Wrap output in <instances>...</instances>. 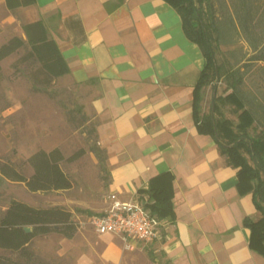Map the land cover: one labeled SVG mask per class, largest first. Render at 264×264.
Listing matches in <instances>:
<instances>
[{
    "label": "crops",
    "instance_id": "crops-1",
    "mask_svg": "<svg viewBox=\"0 0 264 264\" xmlns=\"http://www.w3.org/2000/svg\"><path fill=\"white\" fill-rule=\"evenodd\" d=\"M32 2L18 7L24 24L42 22L68 67L63 76L90 93L108 194L145 203L140 190L172 176L174 216L161 219L153 242L168 264H264L243 224L260 216L252 192L239 191L238 169L198 131L194 89L205 59L178 12L164 0Z\"/></svg>",
    "mask_w": 264,
    "mask_h": 264
},
{
    "label": "rangeland",
    "instance_id": "rangeland-1",
    "mask_svg": "<svg viewBox=\"0 0 264 264\" xmlns=\"http://www.w3.org/2000/svg\"><path fill=\"white\" fill-rule=\"evenodd\" d=\"M220 26L215 35L217 63L227 71L240 68L243 91L256 102H264V66L251 62L254 54L238 28L234 27L230 0H212ZM26 8L9 11L0 1V46L13 36L23 37ZM23 47L0 61V166H14L25 176L32 174L27 159L36 151L58 148L64 160L60 166L72 181L69 190L30 192L24 184L0 174V217L12 200L37 208L63 207L78 224L72 239L56 232L36 235L29 244L36 263L41 264H164L158 243L126 248L116 235H99L88 222L99 215L108 195L107 173L91 151L97 145L96 120L89 107L87 88L61 76L48 80L39 63L27 58ZM228 93L226 77L213 79L200 91V114H209L211 99ZM203 93V98H202ZM204 99L203 110L201 101ZM218 116L238 123L237 109L218 102ZM264 130V113L249 128L251 136ZM248 157V156H247ZM0 255L17 259V254L0 248Z\"/></svg>",
    "mask_w": 264,
    "mask_h": 264
},
{
    "label": "trees",
    "instance_id": "trees-1",
    "mask_svg": "<svg viewBox=\"0 0 264 264\" xmlns=\"http://www.w3.org/2000/svg\"><path fill=\"white\" fill-rule=\"evenodd\" d=\"M4 1L10 11L33 3L32 0ZM164 1L178 12L184 34L198 45L204 56V67L194 89L195 122L200 133L210 135L216 141L220 153L226 156L228 164L238 169L239 191L252 192L253 203L260 216L257 219L245 218L243 224L250 230L249 248L264 256V130L257 136H251L248 132L249 128L259 123L263 116L264 102H256L245 95L240 68L227 71L217 63L214 43L215 35L221 32V28L216 23L217 16L213 12L212 0ZM230 2L234 14L232 20L234 27L239 29L254 53L249 60L264 63V0ZM21 30L25 39L13 36L0 46V61L25 47L28 50L27 58L39 63L40 70L48 80L69 72L57 44L48 38L42 22L23 24ZM261 69H264V66ZM222 76L226 77L229 92L217 96L214 88L210 112L201 115L199 106L201 88ZM218 102L231 104L237 109L236 125L218 116ZM91 151L106 171L109 182L105 150L94 145ZM63 160L64 157L58 148L50 151L40 149L27 159L32 169L31 175L25 176L9 164L0 166V174L12 182L24 184L33 193L69 190L72 188V181L60 166ZM171 182L172 176L163 173L153 178L146 189L140 190L141 193L148 195L144 205L159 219H172L174 216ZM26 226L32 231L26 233L24 231ZM77 228L78 224L74 221L72 213L63 207L37 208L12 200L0 217V248L16 253L17 259L0 255V264H38L29 249V244L36 235L56 232L67 239H72Z\"/></svg>",
    "mask_w": 264,
    "mask_h": 264
},
{
    "label": "built area",
    "instance_id": "built-area-1",
    "mask_svg": "<svg viewBox=\"0 0 264 264\" xmlns=\"http://www.w3.org/2000/svg\"><path fill=\"white\" fill-rule=\"evenodd\" d=\"M95 233L119 236L126 248L148 245L161 237L163 221L138 199L121 200L115 193L106 196V207L88 218Z\"/></svg>",
    "mask_w": 264,
    "mask_h": 264
},
{
    "label": "water",
    "instance_id": "water-1",
    "mask_svg": "<svg viewBox=\"0 0 264 264\" xmlns=\"http://www.w3.org/2000/svg\"><path fill=\"white\" fill-rule=\"evenodd\" d=\"M24 231L26 232V233H29V232H31L32 231V229L30 228V227H24Z\"/></svg>",
    "mask_w": 264,
    "mask_h": 264
}]
</instances>
